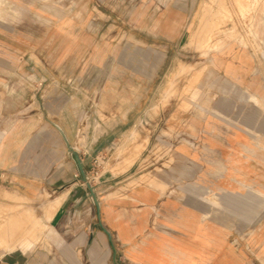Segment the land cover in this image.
Wrapping results in <instances>:
<instances>
[{
  "label": "rangeland",
  "instance_id": "obj_1",
  "mask_svg": "<svg viewBox=\"0 0 264 264\" xmlns=\"http://www.w3.org/2000/svg\"><path fill=\"white\" fill-rule=\"evenodd\" d=\"M240 68L252 71L253 93L223 75ZM128 110L141 121L115 125ZM101 121L114 134L108 148L103 142L90 149ZM204 124L211 131L249 129L239 157L261 163V171L237 174L254 182L247 201L227 203L225 189L197 186L196 173L177 180L181 162L172 150L197 147ZM0 131L8 132L15 168L43 180L59 173L62 183L35 198L0 203L2 250L20 239L35 245L56 209L48 202L74 181L84 186L70 145L87 151L84 170L94 187L107 171L134 177L170 171L172 197L207 201L210 212H220L221 227L243 233L231 242L250 251L254 230L264 228V0H0ZM220 167L224 178L223 159ZM122 176L109 190L125 191ZM10 196L0 190V200Z\"/></svg>",
  "mask_w": 264,
  "mask_h": 264
},
{
  "label": "crops",
  "instance_id": "obj_2",
  "mask_svg": "<svg viewBox=\"0 0 264 264\" xmlns=\"http://www.w3.org/2000/svg\"><path fill=\"white\" fill-rule=\"evenodd\" d=\"M239 70L223 71V75L237 80L238 89L254 91L248 84L252 71ZM244 98L250 101L246 96ZM130 112L117 116L114 124L140 120L130 118ZM207 122L215 124L209 119ZM100 126L103 129L92 135L90 149L103 142L108 148L109 134L114 132L103 121ZM221 129L206 130L204 124L203 134H198L197 147L187 143L176 145L172 151L176 160L181 162L176 178L180 180L196 173L202 178L196 182L197 186L225 189L227 193L224 192L223 199L227 203L241 199L247 201L251 197L247 192H252L254 182L236 177L237 174L251 177L261 171L258 167L261 163L254 165L239 157L242 151H247L246 145L252 137L246 126L234 124L226 130ZM9 138L7 131H0V190L4 188L7 195L15 196L0 200V203H13L15 198H35L44 188L62 187L59 173H49L43 180L15 168L13 150L7 143ZM86 152L80 154L83 163L88 158ZM221 159L226 162L228 170L224 178L221 176ZM192 163L197 165L194 167ZM169 172L150 174L157 181L152 184L138 182L130 185L128 180L134 176L113 175L107 171L100 185L93 186L99 201V216L86 188L72 182L58 193H63V198L57 201L56 209L47 219L41 239L35 245L22 239L15 248L0 249V264H264V228L254 230L253 235L257 237L254 249L239 250L229 237L243 233L233 227H221L218 221L220 212H210L207 201L195 203L188 195L177 199L172 197L173 179L167 174ZM144 174L148 172L138 174L134 179ZM120 176L118 181L127 186L125 191L109 190L106 185ZM181 183L195 184L188 180ZM238 188H243L244 194L231 191ZM52 199L48 205L54 203ZM253 251L258 252L254 260L251 257Z\"/></svg>",
  "mask_w": 264,
  "mask_h": 264
},
{
  "label": "water",
  "instance_id": "obj_3",
  "mask_svg": "<svg viewBox=\"0 0 264 264\" xmlns=\"http://www.w3.org/2000/svg\"><path fill=\"white\" fill-rule=\"evenodd\" d=\"M55 126L58 128L59 131L62 132V135L65 138V135H64L62 129L56 124H55ZM69 149L71 151V153H70L71 159L73 160V162L76 166L77 172H78L81 180L83 181L84 186L88 192V195L90 196L91 200L93 201V203L96 207L97 214L99 216V213H100L99 201L97 199L94 187H93L91 181L89 180V177L87 176L86 171L84 170V164H83L82 157H81V155H80V153L76 147L69 145Z\"/></svg>",
  "mask_w": 264,
  "mask_h": 264
},
{
  "label": "bare ground",
  "instance_id": "obj_4",
  "mask_svg": "<svg viewBox=\"0 0 264 264\" xmlns=\"http://www.w3.org/2000/svg\"><path fill=\"white\" fill-rule=\"evenodd\" d=\"M200 16H201V14H200ZM199 16V17H200ZM227 20H229V19H227ZM170 83V82H169ZM153 113V112H152ZM244 121V120H243ZM136 129V128H135ZM135 129L134 130H131V132L129 133L131 136H133L134 134H136L135 133ZM137 131V130H136ZM138 133V132H137ZM128 134V135H129ZM139 134V133H138ZM129 135V136H130ZM136 137V136H135ZM139 137V136H138ZM129 138H131V137H129ZM140 138V137H139ZM128 140V139H127ZM144 142V141H143ZM133 143V142H132ZM136 145V144H135ZM144 146V145H143ZM124 148V147H123ZM138 148V147H137ZM137 148L135 147V149H136V151H137ZM140 148V147H139ZM129 149V148H128ZM141 149V148H140ZM132 150V149H131ZM133 150H134V147H133ZM135 150H134V153H137ZM124 152V151H123ZM138 154H139V152H138ZM119 155H122V152H121V149H119V150H117V152H116V156L118 157ZM155 177L154 176H150V175H148V174H146L144 177H143V182H145L146 184L147 183H150V184H152V183H154L156 180L154 179ZM157 182V181H156ZM161 183V182H160ZM163 185V184H162ZM58 195V194H57ZM63 193L61 194V195H58V196H56L54 199H52V201H54V203L52 204L53 206H56L57 207V205H56V203H57V201H59L61 198H63ZM61 202V201H60ZM43 226V225H42ZM41 229V228H40ZM21 240V239H20ZM0 245H2L1 244V241H0ZM8 249H12L11 247H7Z\"/></svg>",
  "mask_w": 264,
  "mask_h": 264
}]
</instances>
